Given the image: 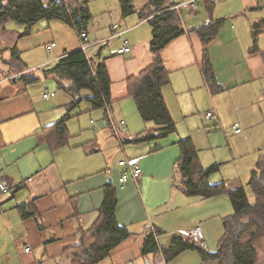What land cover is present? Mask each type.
Instances as JSON below:
<instances>
[{
	"label": "crops",
	"instance_id": "0c3cea01",
	"mask_svg": "<svg viewBox=\"0 0 264 264\" xmlns=\"http://www.w3.org/2000/svg\"><path fill=\"white\" fill-rule=\"evenodd\" d=\"M182 1L167 0L166 5ZM147 2L134 0L137 11L114 22L126 30L122 36L110 37L115 33L112 23L106 34L93 38L110 37L106 45L96 44L90 56L108 67V109L94 108L87 99L72 106V95L46 75L66 51L80 49V40L54 52L58 43L52 38L44 43V54L34 58L33 46L23 49L21 44L24 26L11 21L4 27L0 22V187L4 178L10 184V190L0 194V264H72L70 253L82 231L97 220L109 185L117 189L115 216L130 234L99 264H146L147 259L163 264L161 254L142 253L152 228L160 230L157 242L165 246L173 235L200 224L201 242L209 251L217 250L223 218L233 211L231 200L226 193L201 197L183 190L176 164L178 142L190 136L204 166L220 165L211 183L245 188L239 159L250 149L259 150V157L264 153V0H201L186 16L178 10L185 32L160 52L170 74L163 94L177 123V131L165 137L155 136L154 124L141 118L128 91V78L156 57L151 51L152 26L138 12ZM91 19L88 33L95 28ZM219 19L223 24L207 47L216 79L212 86L203 76L205 46L195 29ZM123 43L131 50L117 53ZM30 71L40 80H5L8 74ZM208 111L214 114L210 119L205 117ZM68 114L65 142L59 144L50 137L55 136L50 127ZM110 118L125 120L126 130L117 134L108 124ZM235 122L241 124L240 132L234 130ZM129 158L139 159L142 173L123 184L119 161ZM169 264L218 261L188 249Z\"/></svg>",
	"mask_w": 264,
	"mask_h": 264
},
{
	"label": "trees",
	"instance_id": "16d2710c",
	"mask_svg": "<svg viewBox=\"0 0 264 264\" xmlns=\"http://www.w3.org/2000/svg\"><path fill=\"white\" fill-rule=\"evenodd\" d=\"M167 0H148L139 9L141 19L148 18L152 26L151 51L156 54L152 65L138 75L128 78V91L134 98L141 118L154 124L155 136L165 137L177 131V123L172 116L163 94V87L170 82V74L163 64L160 55L170 41L185 32L181 15L174 9L175 2L166 5ZM123 16L136 12L134 0H119ZM62 20L72 26L79 34L87 30L91 19L90 9L85 2L78 0H0V22L4 25L15 22L24 26L23 35L32 33L33 26L40 20ZM223 24L222 19L211 20L195 30L204 42L203 76L210 85L216 84L208 54V45L216 37ZM256 32L253 34L256 36ZM14 50V56L18 55ZM18 57V56H17ZM58 84L72 95V106L87 99L95 108L108 109L112 104L111 78L105 61L89 58L81 50L66 51L53 68L46 71ZM25 81L40 80L34 71L21 75ZM87 90L89 95H83ZM71 115L63 117L51 128V134L59 144L65 142L66 122ZM51 139V138H50ZM181 154L178 158L177 170L180 186L192 196L213 197L228 194L233 211L223 218L224 234L218 242L217 250L211 252L202 242H196L181 234L173 235L168 245L160 246L155 233L151 230L142 245V253L161 254L163 264H169L178 254L188 249H196L206 259H215L218 264H255L256 247L254 241L264 233V153L261 154L251 171L249 185L254 192V199L248 197L244 187L230 190L225 181L211 183V174L218 171L219 164L204 166L200 161L199 151L190 136L178 142ZM103 205L95 223L82 231L79 244L70 255L72 264H99L106 259L111 250L120 244L130 231L120 225L116 215L118 205L117 189L109 185L106 189ZM26 204L20 205L25 207ZM160 233V230H158Z\"/></svg>",
	"mask_w": 264,
	"mask_h": 264
},
{
	"label": "rangeland",
	"instance_id": "374dc122",
	"mask_svg": "<svg viewBox=\"0 0 264 264\" xmlns=\"http://www.w3.org/2000/svg\"><path fill=\"white\" fill-rule=\"evenodd\" d=\"M78 1L88 3L90 7V13L92 16L91 24L93 25V27H95L92 28L91 33H89V38L92 42L96 41L95 39H93L96 35L102 36L106 34V32L109 30L110 24L114 22L121 23V20H124L127 17H124L122 11H120L121 8L119 0ZM185 11L186 10H182V12L186 16L188 12ZM52 38H54V41L58 43V46L54 49V52L61 50V48H63L64 46H70L79 42L76 30L68 23L57 19L50 21L42 19L33 26L32 33L24 36V40H22L21 44H23V49L26 48L24 46H33L30 50V55L31 57L39 58L42 56V54H44V43L47 40H51ZM96 47L97 45L90 47L88 49V54L91 55ZM259 153L260 151L257 149H250L246 158H244L243 160L239 159V169L241 170V173H243L242 177L244 186L247 190L248 197L251 200L254 199V192L251 186L248 184V180L250 178V174L252 169L254 168V165L258 161ZM254 244L257 252L255 264H264V233L256 238Z\"/></svg>",
	"mask_w": 264,
	"mask_h": 264
},
{
	"label": "built area",
	"instance_id": "2783aa9c",
	"mask_svg": "<svg viewBox=\"0 0 264 264\" xmlns=\"http://www.w3.org/2000/svg\"><path fill=\"white\" fill-rule=\"evenodd\" d=\"M215 3L221 2L223 0H212ZM199 3H201V0H186V1H182L180 3H177L174 6V9L177 10H187L188 11H193L196 10L199 6ZM113 27L115 29V33L112 34L110 37L113 36H122L126 30L119 24V23H114ZM79 40H80V49L83 50L86 55L90 58L91 55L88 54V49L96 44H101L102 46L106 45L108 43V38H104L101 40H97L95 42H92L89 38V33L87 30H82L79 32ZM55 45V43L53 42L52 44L48 45V48H51ZM131 50V46L128 45L127 43H123V45L121 47H119L117 49V53H127ZM23 74V72H17V73H12V74H8L5 77V80L10 81V82H14L19 80L20 76ZM44 96H48V93L45 94ZM213 111H208L206 114V118L210 119L212 118L211 116H213ZM93 122V120H92ZM108 124L114 129V131L119 134L121 131L126 130L127 128V123L125 120H120L115 121L114 119L110 118L108 119ZM233 128L236 132H240L242 130L241 124L239 122H235L233 124ZM119 165L123 167V171L122 174L120 175V182L121 183H126L128 181L129 178H134L137 179L142 173V168L140 166V161L138 158H129V159H121L119 161ZM10 190V184L9 182L4 178L2 179V184L0 187V194L4 193V192H8ZM156 237L158 236V230L156 228H152L151 229ZM182 235H184L185 237L192 239L196 242H201L202 238H203V230L200 224H197L195 226H193L192 228L189 229H184L181 230ZM30 247H26V251H29Z\"/></svg>",
	"mask_w": 264,
	"mask_h": 264
},
{
	"label": "water",
	"instance_id": "95a60500",
	"mask_svg": "<svg viewBox=\"0 0 264 264\" xmlns=\"http://www.w3.org/2000/svg\"><path fill=\"white\" fill-rule=\"evenodd\" d=\"M109 180L111 181L112 179L110 178ZM146 264H151L149 259L146 260Z\"/></svg>",
	"mask_w": 264,
	"mask_h": 264
}]
</instances>
